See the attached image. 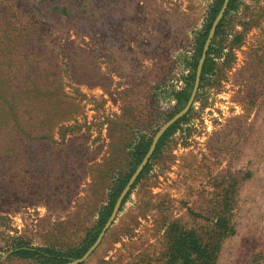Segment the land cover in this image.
Here are the masks:
<instances>
[{
    "label": "rangeland",
    "instance_id": "obj_1",
    "mask_svg": "<svg viewBox=\"0 0 264 264\" xmlns=\"http://www.w3.org/2000/svg\"><path fill=\"white\" fill-rule=\"evenodd\" d=\"M213 2L0 0V264H40L19 245L77 259L136 143L181 107ZM214 49L83 264H180L173 224L214 264H264V0H238Z\"/></svg>",
    "mask_w": 264,
    "mask_h": 264
},
{
    "label": "trees",
    "instance_id": "obj_2",
    "mask_svg": "<svg viewBox=\"0 0 264 264\" xmlns=\"http://www.w3.org/2000/svg\"><path fill=\"white\" fill-rule=\"evenodd\" d=\"M223 2L224 0H214V2L211 5L208 20L206 24L204 25V29L201 31L200 36L197 38L195 52L193 54L192 61L190 62L191 73L189 74L188 79H187V86L176 92V98L179 104L181 105L178 111L181 110L186 105L191 95L194 82H195V78H196L197 65H198L199 59L202 54L205 40L208 36L212 22L215 19L216 15L219 13L223 5ZM237 2L238 0H230L228 9L225 12L221 21L219 22L212 45L210 46L207 58L204 62L201 81L204 80L207 72L210 71L211 53L213 52V50H215L214 48L217 42V38L224 30V23H225V20L228 14L232 10L237 8ZM185 117L186 116L182 117L176 123H174L166 131V133L161 137L152 157H154L157 154V152H159L165 138L169 136L172 129L175 128L179 124V122ZM152 140L153 138L149 137V138L141 139L136 143L134 147V152H133L135 165L131 168L130 172L127 175H121L114 182L113 186L111 187V193L108 199V203L100 210L99 218L97 219L96 224L88 232L81 248H79L78 251L73 253L71 257H74V258L81 257L90 248V246L95 242L103 226L105 225L106 221L111 215V212L114 208V205L116 203L118 196L120 195L121 191L125 187L126 183L128 182L129 178L131 177V175L133 174L137 166L140 164V162L146 155L147 151L150 148ZM148 165L149 163L146 165L145 169L143 170L141 175L138 177L135 184H137V182L142 177V175L147 171ZM135 184L133 185V188L135 187ZM170 235H171V240H170L171 248L170 249H171V254L173 256V260H178L180 264H214L215 249L213 248V245L203 243L201 239L199 238V236L193 230H185L173 224L171 226ZM12 248L14 250L13 252H15L20 257L38 258L40 260L39 261L40 264H60V263H64L68 261L69 259V257H66L60 251H57L53 248L30 249V248H25L22 245L13 246Z\"/></svg>",
    "mask_w": 264,
    "mask_h": 264
},
{
    "label": "water",
    "instance_id": "obj_3",
    "mask_svg": "<svg viewBox=\"0 0 264 264\" xmlns=\"http://www.w3.org/2000/svg\"><path fill=\"white\" fill-rule=\"evenodd\" d=\"M229 3H230V0H224L223 5H222L219 13L216 15L215 19L212 22L208 36H207L205 43H204V46H203L201 57L199 59L198 65H197L196 78H195L194 86H193L191 95H190L186 105L180 111H178L177 113L172 115L159 128V130L157 131V133L153 137V140H152V143L150 145L149 150L147 151L146 155L144 156V158L142 159L140 164L137 166V168L135 169V171L133 172V174L129 178L128 182L126 183L125 187L121 191L120 195L118 196L116 203L114 205V208L111 212V215L109 216L108 220L106 221L105 225L103 226V228H102L101 232L99 233L95 242L90 246V248L81 257L74 259L72 261H69V262L62 263V264H80V263H83L89 257V255L97 248V246L101 243L104 235L106 234V232L108 231L110 226L113 224L114 220L116 219V217L120 211V208L124 202L125 197L128 195V193L132 189V186L134 185L135 181L137 180L139 175L143 172L145 166L147 165V163L151 159L152 155L154 154L155 149L157 147V144L160 141L161 137L174 123H176L181 117L186 115L188 113V111L190 110L191 106L193 105V103L195 101L196 95H197L199 87H200L204 62L207 58L208 51L210 49L211 43H212L214 35L216 33V29L219 25V22L223 18L225 12L227 11Z\"/></svg>",
    "mask_w": 264,
    "mask_h": 264
}]
</instances>
